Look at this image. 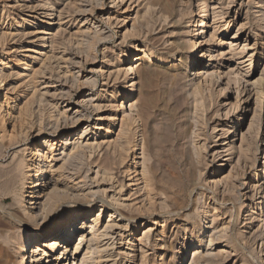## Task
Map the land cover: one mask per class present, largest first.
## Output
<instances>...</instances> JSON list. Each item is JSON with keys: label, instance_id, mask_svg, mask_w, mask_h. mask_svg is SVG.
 Segmentation results:
<instances>
[{"label": "rangeland", "instance_id": "rangeland-1", "mask_svg": "<svg viewBox=\"0 0 264 264\" xmlns=\"http://www.w3.org/2000/svg\"><path fill=\"white\" fill-rule=\"evenodd\" d=\"M113 1L0 0V264H23L20 250L51 216L84 213L88 223L102 213L100 226L107 225L105 205L121 210L114 220L132 242L111 245L94 256L98 264H264V185L252 186L264 167V1L239 0L234 24L214 35L200 26L216 1L135 0L132 9ZM59 16L58 37L45 46ZM226 41L239 45L234 66L221 59ZM205 53L212 60L203 76L191 75ZM146 54L153 61L128 73ZM49 79L58 89L44 98L38 85ZM247 80L255 93L250 114ZM131 95L134 113L121 112ZM241 126L244 140L241 133L226 139ZM84 131L88 140L97 133L89 146L65 147L68 138L88 141L80 140ZM223 148L230 150L220 160ZM51 154L63 162L47 174L42 156ZM40 179L52 182L50 190H63L58 180H65L91 204L61 199L65 205L52 211L46 199L28 197ZM12 213L22 224H10ZM213 219L214 234L206 230Z\"/></svg>", "mask_w": 264, "mask_h": 264}, {"label": "bare ground", "instance_id": "bare-ground-1", "mask_svg": "<svg viewBox=\"0 0 264 264\" xmlns=\"http://www.w3.org/2000/svg\"><path fill=\"white\" fill-rule=\"evenodd\" d=\"M208 1H210V2L216 1L217 3L215 5H213L211 8H207L206 12L204 11L205 14H207V15H205L206 16V18L204 19L205 22L200 27H203L205 30L207 28L209 30H213V33H212L213 35L214 34H218L219 32H222L223 30H225L227 28H230L234 24L237 16L239 14H241V10H242L241 7L242 6L241 5L239 6V3H238L239 0H207V2ZM260 1H264V0H260ZM136 2L137 1H135V0H122L119 5L121 6V5H125L127 3H130L129 8H131V6L134 5ZM50 4H52V2ZM113 4H114L115 7L117 6L116 5L117 3L115 2V0L113 1ZM238 6H239V8L237 9ZM33 8H35V7H33ZM33 8H31V9L33 10ZM28 9H30V8H28ZM192 17H196V15L193 14ZM201 18H203V17H201ZM58 20H59V22L57 24H56V22L53 23V25H57V27L54 29V32L53 33L47 32L46 34H44L46 36H45V38L42 41L45 42V46L47 45V43L49 41L52 43L53 40L56 37H58L57 34L60 31V27L62 26L61 21L63 20V18L61 16H59ZM193 21L195 22V25L193 27H199V26L196 25L197 18L195 20H193ZM243 26H245V24H242L241 29H244ZM205 33H206V31H203L201 33V35H204ZM47 35L51 36V38H47ZM239 35L240 34H239V31H238L237 34L232 38V41H237V39H238L237 37ZM52 45H50L48 48L49 49L50 48L53 49ZM222 46H223L224 49L226 48V50H227V52L220 54V55L223 56V57L221 56L222 57L221 58L222 61H225V62H227L229 64L233 63L232 66H234V64L236 63L235 62L236 51L239 49V45L226 41V42H224L222 44ZM244 46L245 47L243 48V51L248 54V51H250L252 48L251 47H246V45H244ZM139 51L140 52H145L144 50H142V51L139 50ZM30 52H32L34 54L35 53L38 54L37 52H34V51H30ZM247 54L245 55V57H247ZM145 56H147V54ZM147 57H145L146 60H144V62H142L143 58H138L136 56V59H137L136 63L139 61L138 64H137V67L136 68L129 67L128 68V73L130 72L133 75L141 73L143 65L153 61V58H151V56H147ZM28 58H30V57H28ZM236 58H238V57H236ZM205 60L211 61L212 58L206 57V53H205L204 56L201 58V60L196 61L193 64H191L190 71H189L190 74L193 75L192 73H193V71H195L196 74H197V72H199L200 77H202L204 71L208 67V63L207 62L204 63ZM126 61L127 62L129 61V57H128V59ZM232 66L222 65V66H220V70L223 67H229V68H227V69H229V72H227V73H231L232 74V73H234V70H237L236 68L231 69ZM250 69H251V67L250 68L247 67V70H245V73H248L249 72L248 70H250ZM222 72L226 73L225 71H222ZM196 74H194V75H196ZM237 74L242 76V77H247V76L243 75V73H240V72L237 73ZM234 77L237 78L236 76H234ZM239 79H238V83H240V81H241V79L240 80ZM142 80H144V79H142ZM254 83H255V81H254ZM246 84H247V86L243 87L244 88L243 93H245V97H246L244 102H245V105H246L245 109H249L250 108L248 110V114H250L251 112H253L252 109H251V106H253L252 99H253L255 93H254V89L253 88L251 89V86L253 85V83H251L250 80H247ZM244 85H245V82H244ZM38 88H39L40 91L41 90L44 91V92L41 91L42 92V96H44V98H45V96H48V97L52 98V96H54L55 94L53 95V93H51V92L52 91L56 92V88L57 87L54 85L53 80L49 79L47 81L40 82L39 85H38ZM238 93H239V91H238ZM133 98H134L133 95H131V96H129V97H127V98H125V99H123L121 101L122 104L119 107L121 112L123 111L125 113V111H129L131 114L134 113V104H132ZM93 100L95 101V99H93ZM58 103H57V105H58ZM50 106H52V105H50ZM3 107L4 106L2 104V108ZM115 116H117V114ZM236 120H237V122H235V125H239L240 121H242V117H240V118L238 117V118H236ZM97 121H101V119L97 120ZM113 121H115V123H116V121H117L116 118L115 119L113 118ZM98 126H99V124L95 125V127H94L95 131L100 130V128ZM243 130H244L243 126H241L235 132L234 131H227L225 133L226 139H228L229 137L230 138L232 137V138H235V141H237L239 136H240V133H241V135L243 134ZM64 131L66 133H70V131H72V130H68L66 128V129H64ZM87 132L88 131H86V132L84 131V133H82V137L80 138V140L81 139L88 140L87 139L88 136L86 135ZM91 134H93L92 135L93 137L89 138L88 141H81V142L78 141V142H76L77 140L76 141H71L68 138V139H66V142H65L66 146L65 147H69V149H71V151H72V150H75L77 148H81V147L83 148V147L89 146L90 145L89 141L95 140V137H97V133L96 132L93 131V133H90V135ZM260 135L264 136V125L263 124L260 126ZM222 137H224V136H222ZM244 138L245 137H244V134H243L242 135V139L244 140ZM45 143L46 142H43L42 145L43 144L45 145ZM48 143H50V141H48ZM53 145H56V144H53ZM234 145H232L233 149H235ZM223 149H224V152H222L219 155V157H218V158H220V160H222L221 157H223V153H226V152H228L230 150V149L229 150H225V148H223ZM262 149L264 150V143L262 145ZM35 151L38 154L40 153L38 150H35ZM50 151H52V150H50ZM61 161L62 160L60 158L54 157L53 154H51L49 156H45L44 155V156H42V162L44 164L42 166V168L47 167V170H45L44 172L48 174V170L50 168L51 169L53 168V167L50 166V164L54 163L55 166H57L59 163H61ZM228 161L229 162L226 164V167L229 166V164L231 163L232 160H228ZM135 166H137V165H135ZM40 168H41V166H40ZM258 171H262V174H261V176H258V175L255 176L254 185H252L253 187H255V186L262 187L264 185V183H263L264 182V167H263V169H262V167L259 168ZM44 172L42 171V173H40V174L43 175ZM18 174L19 173H17L16 176L15 175L14 176L15 177L20 176ZM20 174H22V173H20ZM21 177H22L23 181L29 180V176H27L25 174L21 175ZM257 177H258V179H257ZM16 179H19V178H16ZM139 180H141V179H137L136 181L138 182ZM64 181L61 179V180H58V183H61V185L64 186L63 188L65 190L64 189L62 190V189H59V188H58L59 190L58 189L50 190V188L52 187V182L50 181L45 186H43V184L41 183V179H40L37 182V185L33 187V191L34 192L32 191L33 193H31V195L28 196V197L32 198L33 200L41 199V198L42 199H46V201H44L45 202L44 205L45 206H49L50 205L49 208L52 211H56L59 206L61 207V206L65 205L63 203V201H61V199L62 200H67L68 203H74V204H77V205L80 204L81 206L88 205L87 203L91 204V202H87L85 200H84L85 202L83 201V197H84L85 194L83 195V197H81L82 195H80V194L76 195L77 193H76V190L74 189V187H76V186H74V187H69L68 185L65 186V184L63 183ZM38 188H40V191H38V193H35V191ZM115 191H116V189H115ZM62 192L69 193V195L68 194H66V195H62L61 194L60 195V193H62ZM36 194H38L39 196L38 195L36 196ZM97 198H99V196H97ZM99 200H100V198H99ZM102 201L103 200L101 199V201H99V202H102ZM34 205H35V203H34ZM113 205H114V203H113ZM108 206H110V207H108ZM108 206L105 205L106 208L112 209V213L110 215V221L105 226H103V225L100 226V219H101L102 213H100L98 216H95L94 219L88 220L89 221L88 223H86V220L89 219V217H88V215H86L84 213H80V214L77 213L76 214V213H70L69 212V213L62 214L60 217H57V218H54L53 216L48 218L44 222V224L38 228V230L41 231L40 235L36 236L31 242L26 243L22 247V249L20 250V254L23 256V261H24V262L22 261L23 264H98V262H95L94 256H96V255L100 254L101 252L105 251V249H108L111 245H113V246H115L117 244H121L122 245L124 242H128V245H130L131 242H132V236H130V235L126 236L125 234L127 232L125 230H123L125 228H123V229L121 227L119 228V226L117 224V221L114 220V219H118L119 217H121V218L123 217V215L121 213V210L119 208H117V206L116 207L112 206V205H108ZM245 207H247V206H245ZM30 208L34 209L33 206H30ZM101 211H102V208L99 210V212H101ZM116 214H118V217H116ZM67 215L69 216V218L65 219V217ZM9 217H11L9 219L10 220L9 221L10 224H13L14 222L15 223L16 222L20 223L22 221L21 216L17 215L16 213H12L11 216L9 215ZM249 219H251V218H249ZM81 221H83V222H81ZM215 222H216V220L213 219L210 222V224L207 226L206 230L208 232H212L213 234L215 233L214 230L216 229V227L215 226H211V224L215 223ZM74 223H78V225L74 226L73 229L70 230L68 227L69 226L72 227L71 225H73ZM21 224H22V222H21ZM213 234L212 235H208V234L203 233V232L200 233L201 236H205L206 238L208 237V239L211 238L210 239V245L214 244V240L212 238ZM75 236H76V240H75L76 243L73 244V239H74ZM103 238H104V240H107V243H104V246H101V243L104 242ZM109 242H111V243L109 244ZM29 245H33V246L35 245V246H34L33 249L27 250V247ZM47 247H50V250H48L49 248L47 249ZM103 247H106V248L102 249ZM125 250H130V249L127 247ZM198 255L199 254H196V253L194 254V256H198ZM126 256L127 257L130 256V254H126ZM109 257H111V256H109ZM110 261H112V260H108L104 264H115L114 261L113 262H110Z\"/></svg>", "mask_w": 264, "mask_h": 264}]
</instances>
